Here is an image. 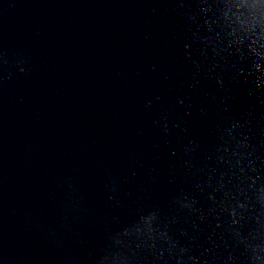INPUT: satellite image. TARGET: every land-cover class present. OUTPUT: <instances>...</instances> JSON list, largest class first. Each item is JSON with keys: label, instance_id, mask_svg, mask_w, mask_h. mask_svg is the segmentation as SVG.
<instances>
[{"label": "water", "instance_id": "water-1", "mask_svg": "<svg viewBox=\"0 0 264 264\" xmlns=\"http://www.w3.org/2000/svg\"><path fill=\"white\" fill-rule=\"evenodd\" d=\"M240 27L264 40V0H0V264H253L264 76L220 43Z\"/></svg>", "mask_w": 264, "mask_h": 264}, {"label": "clouds", "instance_id": "clouds-1", "mask_svg": "<svg viewBox=\"0 0 264 264\" xmlns=\"http://www.w3.org/2000/svg\"><path fill=\"white\" fill-rule=\"evenodd\" d=\"M209 30L211 31V26H209ZM211 42V41H210ZM227 42V44L235 49V52L240 54L242 48L247 49V56L250 59L251 67L256 74V78L260 79L262 76H264V67H261L264 65V40L261 39L258 35L254 34L251 31H248L246 27H240L239 29L233 31L231 34L227 33V30H224V37L220 40V43ZM213 52L216 53V47L213 46ZM219 54V53H217ZM24 61L22 59L17 60V64H22ZM8 60L5 58L4 52L0 51V66L7 65ZM20 71L23 72L24 69L20 68ZM217 83H219L221 86H223V82L218 80ZM236 125H233V128H235ZM165 131H167V128L165 126ZM226 132H228L229 137H231V129H226ZM246 140V138H245ZM245 140H237L235 143V147L231 153L232 156H237V150L238 149H244L247 148V144ZM227 151V149H225ZM243 153L240 152V156H242ZM237 165L240 163V160L237 159L236 161ZM249 164H251V161H249ZM254 171V169H253ZM257 179H259V176H257ZM245 180H251V184L248 185L249 188H251L253 185L256 184V180L252 179L251 177H245ZM223 187V185H221ZM259 196H258V202L260 204V215L256 217L258 228L256 230V234L253 235L252 233H249L248 237H241L240 233L238 231H234V234L238 240L243 242L245 244L246 248L251 249V259L253 261V264H264V186H261L257 189ZM235 199V197H233ZM246 205L240 204V208H244ZM181 207H191L188 203H182ZM227 209L230 210V215L232 217L231 223L236 224L237 218L243 219L244 217L236 210V208L232 207L231 203L227 205ZM222 210H225L222 206ZM148 217L151 218V221L155 219V213L150 214ZM153 231L144 233L145 239L147 241H151L152 244L148 245L145 244L146 247L152 248L155 244L156 239L163 240L169 244V247L167 251L171 254L174 249H177L176 242L171 241L165 234L157 232L156 235H153ZM259 239L260 243H255V241ZM140 245H137V248H139ZM189 249L185 247H179L178 253L179 256L177 257V264H187L188 260H194L193 257L190 255L187 257V260L182 259L185 253H188ZM232 258L229 257V260Z\"/></svg>", "mask_w": 264, "mask_h": 264}]
</instances>
